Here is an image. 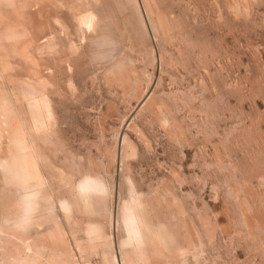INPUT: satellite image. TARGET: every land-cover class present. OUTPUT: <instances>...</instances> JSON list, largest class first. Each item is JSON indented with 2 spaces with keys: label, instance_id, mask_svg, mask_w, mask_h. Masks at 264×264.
I'll return each mask as SVG.
<instances>
[{
  "label": "rangeland",
  "instance_id": "1",
  "mask_svg": "<svg viewBox=\"0 0 264 264\" xmlns=\"http://www.w3.org/2000/svg\"><path fill=\"white\" fill-rule=\"evenodd\" d=\"M0 264H264V0H0Z\"/></svg>",
  "mask_w": 264,
  "mask_h": 264
},
{
  "label": "bare ground",
  "instance_id": "2",
  "mask_svg": "<svg viewBox=\"0 0 264 264\" xmlns=\"http://www.w3.org/2000/svg\"><path fill=\"white\" fill-rule=\"evenodd\" d=\"M96 185L97 184L94 181V179L90 177V178H86L85 182L80 185V188L83 193H87L88 188L93 189L94 186ZM125 217H126L125 221H126V224H128L129 231H131L134 235H138L141 230L140 225H139V221L141 217L139 218L138 208L135 206L133 207L129 206L125 211ZM138 239H140V237Z\"/></svg>",
  "mask_w": 264,
  "mask_h": 264
}]
</instances>
